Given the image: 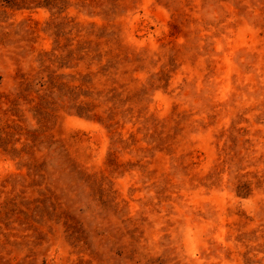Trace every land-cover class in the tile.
Instances as JSON below:
<instances>
[{
    "label": "rangeland",
    "instance_id": "1",
    "mask_svg": "<svg viewBox=\"0 0 264 264\" xmlns=\"http://www.w3.org/2000/svg\"><path fill=\"white\" fill-rule=\"evenodd\" d=\"M0 264H264V0H0Z\"/></svg>",
    "mask_w": 264,
    "mask_h": 264
},
{
    "label": "trees",
    "instance_id": "2",
    "mask_svg": "<svg viewBox=\"0 0 264 264\" xmlns=\"http://www.w3.org/2000/svg\"><path fill=\"white\" fill-rule=\"evenodd\" d=\"M7 2H10L11 0H6ZM39 5H43L45 7H49L50 3L49 2H44L43 4H39ZM51 7V6H50Z\"/></svg>",
    "mask_w": 264,
    "mask_h": 264
}]
</instances>
